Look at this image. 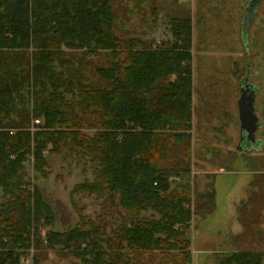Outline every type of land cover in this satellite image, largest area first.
Segmentation results:
<instances>
[{
	"label": "trees",
	"instance_id": "16d2710c",
	"mask_svg": "<svg viewBox=\"0 0 264 264\" xmlns=\"http://www.w3.org/2000/svg\"><path fill=\"white\" fill-rule=\"evenodd\" d=\"M113 4L0 0V264H20L31 241L44 248L37 226L55 217L25 164L31 160L43 176L47 156L63 151L94 165L95 182L72 193L117 200L132 225L107 231L102 216L92 221L79 211L78 225L50 231L47 247L83 264H137L146 253L163 262L188 257L189 146L181 145L185 163L167 154L191 128V22L171 17L170 39L153 48L116 36ZM99 53H108L109 67L88 68L85 58ZM172 177L180 178L174 188ZM144 212L151 214L145 220ZM216 264H264V253L232 252Z\"/></svg>",
	"mask_w": 264,
	"mask_h": 264
},
{
	"label": "rangeland",
	"instance_id": "374dc122",
	"mask_svg": "<svg viewBox=\"0 0 264 264\" xmlns=\"http://www.w3.org/2000/svg\"><path fill=\"white\" fill-rule=\"evenodd\" d=\"M248 1L114 0L112 5L116 36L124 41H145L153 48L159 41L170 39L171 17L191 22V128L179 149L167 154L175 161L179 157L183 163L188 160L185 180L191 193L190 204L185 207L191 212L186 227L190 245L188 257H184L189 258V264H216L218 256L232 252L264 253V145L257 153L237 149L239 84L247 74V66L250 82L260 87L256 102L262 128L256 137L264 140V0L247 29V51L241 33ZM84 61L88 68L109 67L108 53ZM83 132L92 136L95 130L84 128ZM184 144L189 146L187 160L181 154ZM47 157L49 167L43 169V176L32 169L31 160L25 164V171L30 184L38 186L55 209V222L40 221L37 232L44 248L37 250L35 240L31 241L20 264H83L59 246L47 247L49 232L74 228L81 215L92 221L102 216L109 224L107 231L118 225L129 227L132 218L116 206L117 200L110 205L86 194L72 193L75 186L95 182L90 157L73 158L66 151ZM170 182L174 188L180 178L172 177ZM207 188L213 191L212 196L202 193ZM149 215L144 212L143 219ZM141 257L137 264H187L181 255L173 261L165 258V262L156 253Z\"/></svg>",
	"mask_w": 264,
	"mask_h": 264
},
{
	"label": "water",
	"instance_id": "95a60500",
	"mask_svg": "<svg viewBox=\"0 0 264 264\" xmlns=\"http://www.w3.org/2000/svg\"><path fill=\"white\" fill-rule=\"evenodd\" d=\"M261 0H249L246 5V13L243 20L242 41L245 42V47L248 51L247 43V29L250 28L256 13L259 10ZM250 71V70H247ZM249 73V72H248ZM245 79L248 80L246 77ZM245 79L240 81L239 87V100H238V119H239V143L237 149L246 153L261 152L263 150L264 140L257 138L256 135L262 125L258 119V106L256 99L260 94V90L257 92L251 91L250 85L244 83ZM46 202L45 196H43ZM47 203V202H46ZM52 212H56L53 207L48 203Z\"/></svg>",
	"mask_w": 264,
	"mask_h": 264
},
{
	"label": "flooded vegetation",
	"instance_id": "af4514ba",
	"mask_svg": "<svg viewBox=\"0 0 264 264\" xmlns=\"http://www.w3.org/2000/svg\"><path fill=\"white\" fill-rule=\"evenodd\" d=\"M247 65H248V64H247ZM247 70H248V66H247ZM248 72H250V71H247L246 76H244V77L241 79V81L247 77L248 80L245 79L244 83L247 84V85H250L251 91H252V90H253L254 92H257V90L259 91V90H260V87L258 86V84L256 85V84L250 82V79H249V76H248ZM239 91H240V87H239ZM259 92H260V91H259ZM257 106H258V105H257ZM257 116H258V114H257ZM260 129H261V128H260ZM260 139H261V138H260Z\"/></svg>",
	"mask_w": 264,
	"mask_h": 264
},
{
	"label": "built area",
	"instance_id": "2783aa9c",
	"mask_svg": "<svg viewBox=\"0 0 264 264\" xmlns=\"http://www.w3.org/2000/svg\"><path fill=\"white\" fill-rule=\"evenodd\" d=\"M36 124H39V121H35Z\"/></svg>",
	"mask_w": 264,
	"mask_h": 264
},
{
	"label": "crops",
	"instance_id": "0c3cea01",
	"mask_svg": "<svg viewBox=\"0 0 264 264\" xmlns=\"http://www.w3.org/2000/svg\"><path fill=\"white\" fill-rule=\"evenodd\" d=\"M251 153H257V152H251Z\"/></svg>",
	"mask_w": 264,
	"mask_h": 264
}]
</instances>
